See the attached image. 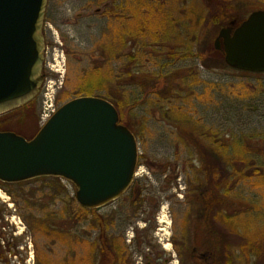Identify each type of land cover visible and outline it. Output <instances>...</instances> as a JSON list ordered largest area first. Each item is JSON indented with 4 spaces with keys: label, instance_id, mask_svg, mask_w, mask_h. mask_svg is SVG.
<instances>
[{
    "label": "rangeland",
    "instance_id": "obj_1",
    "mask_svg": "<svg viewBox=\"0 0 264 264\" xmlns=\"http://www.w3.org/2000/svg\"><path fill=\"white\" fill-rule=\"evenodd\" d=\"M146 1L154 0H125L124 7L123 0H47L42 29V75L55 81L54 107L81 96L82 79L97 63L118 78L111 92L114 99L125 96L121 108L137 141V201L128 191L91 214H80L75 188L63 180L57 179L60 186L49 181L14 189L1 185L0 264H110L111 260H102L101 238L130 264H144L145 256L154 251L161 253L158 264H207L210 232L193 201L205 193L201 186L212 169L218 182L229 178L226 208L228 215L237 212L230 218L234 233L225 235L232 264H264V258L247 259L238 251L240 235L255 241L257 228L264 226L263 182L240 173L228 177L226 172L238 169L231 159L239 151L264 153V73L240 72L224 63L225 67L220 63L223 55L213 49L222 27L264 11V0H155L164 7L165 36L171 44L144 48L146 42L129 33L138 28L132 13L145 17L141 4ZM217 11L224 21L215 24L210 17ZM155 23L150 27L156 29ZM188 30L196 34L195 40H189ZM106 43L113 53L109 57L100 48ZM176 50L207 55L215 65L208 69L196 57L174 61L169 53ZM52 56L59 61L60 75L51 71ZM99 57L104 60L98 61ZM158 73L173 80L172 93L159 96L140 86L141 78ZM44 92L32 105L0 115V131L32 138L41 127ZM221 152L224 161L217 158ZM260 155L255 161L245 154V172L257 167V161L264 164ZM96 215L103 218L104 234ZM46 223L55 230L50 232Z\"/></svg>",
    "mask_w": 264,
    "mask_h": 264
},
{
    "label": "water",
    "instance_id": "obj_2",
    "mask_svg": "<svg viewBox=\"0 0 264 264\" xmlns=\"http://www.w3.org/2000/svg\"><path fill=\"white\" fill-rule=\"evenodd\" d=\"M47 0H0V115L22 107L43 83V23ZM213 49L231 69L264 73V11L222 27ZM137 141L119 123L115 107L96 96L73 98L57 108L30 139L0 131V182L57 178L75 188L85 210L102 208L132 185Z\"/></svg>",
    "mask_w": 264,
    "mask_h": 264
},
{
    "label": "trees",
    "instance_id": "obj_3",
    "mask_svg": "<svg viewBox=\"0 0 264 264\" xmlns=\"http://www.w3.org/2000/svg\"><path fill=\"white\" fill-rule=\"evenodd\" d=\"M155 1V0H154ZM146 1L145 4H141V8L142 10L145 9L146 13L144 14L145 17H141L140 14L138 13H132V15L134 17H132V23L135 22V25L138 26V28L131 29L132 34H130V37H132L133 39H138V40H143L146 42L143 43L144 48L145 47H149L151 45H157L159 46L160 44H165L167 42V44H171L170 41L167 40V37L165 36V29H167L165 24V19L163 18V14H165L164 12V7L162 5V3L158 2V1ZM140 3V2H139ZM185 5V3L181 2V5ZM166 5V4H165ZM140 7V6H139ZM143 13V12H141ZM149 14V15H147ZM119 16L120 14H116L115 16ZM155 15H157V18L154 17ZM143 16V14H142ZM141 17V18H139ZM153 17L155 19H153ZM221 12L217 11L213 14H211L210 17V22L213 23H219L220 21H224L222 18ZM119 19V18H118ZM122 21V20H121ZM156 22L154 26H156V29L151 28L150 26H153V22ZM141 25H138L140 24ZM239 24V23H236ZM131 25V23L129 22V26ZM162 27L160 30L158 27ZM187 36L189 38V40H195L196 39V34L190 33V30H188ZM126 38V36L120 37V42H121V46H123L124 44V39ZM180 38H176V42L179 40ZM119 42V43H120ZM107 44V45H106ZM100 46V48L104 49V52L107 54L106 57H109L110 55H112V51L109 50V44L106 43ZM120 49L122 50V48L120 47ZM213 50V49H212ZM215 52V50H214ZM109 53V55H108ZM215 53H219L221 56L222 54L218 51H216ZM169 57L172 58L174 61H178L180 59H186V58H197L199 59V61L201 62V64L203 66H205L206 68L210 69L212 68L215 63L212 62L209 57L200 53H195L193 54L190 51H186V52H179V51H175V52H170L169 53ZM223 58V57H222ZM98 61H103L104 59L101 57H99V59H97ZM221 65L225 66L223 60L220 61ZM96 65V66H95ZM94 67L92 66V68L89 70L88 69V73L87 75H85L82 79V84L84 87H80L79 89V94L81 96H96V97H100L103 98L105 100H107L108 102H110L115 109L118 112L119 115V123L128 127L129 129H132L130 126V123L127 120V113L122 111L121 108V104L122 103V99L125 100V96L123 95V97L119 98V99H114V95L111 92V84L115 83V81L118 79L117 77H115L112 72H109L108 70H101L102 67L100 66V63L95 64ZM242 72V71H240ZM132 75V73H131ZM157 77H151V76H144L143 78L140 79V86L142 88H144L146 90V93H153V94H157L159 96H163V95H167L168 92L172 93V88L170 86V84H172L173 80L167 78V76L162 75L161 73L155 74ZM192 76V74H191ZM192 84L196 83V80L194 81V78L192 77ZM170 80V81H169ZM167 85H169V88L167 87ZM100 92H104L103 96L100 95ZM80 97V96H78ZM34 101H31L30 103H28L26 106H30L32 105ZM127 107V106H126ZM1 118V117H0ZM1 122V121H0ZM18 134V133H17ZM21 135V134H19ZM207 150L210 152V146L207 148ZM256 153H251V151L249 150H245L243 149L242 151H239L237 157H233L231 159V157H229L231 159V161L234 163V166H237L238 169L232 168L231 171H226L227 176H234V174H238L240 173L241 177L243 178H249V177H260L263 185H264V164L263 163H259L257 161V167H255L251 172H245V162H247V160L245 159V154H248L251 158L253 157V159L256 161L257 157L256 154L260 155L259 151H254ZM215 157V156H214ZM217 158L221 161L225 160V153L221 152V154L217 155ZM264 159V153H262L260 155V160ZM242 165V167H241ZM217 171L215 169H212L211 173L208 172L207 176H205L206 180L205 184H203V187L201 186V190H203L204 186V190L205 193H200V195H196L194 197V201L195 203H197L198 207L197 209H199V212L201 211L200 216L203 218L205 224H206V228L208 230V232H210L209 236H208V243H209V247H208V251L206 252L205 255V260L207 264H232L231 261V255L233 254L232 252H230L225 244V240L226 237L229 233L232 234L235 231V229L233 228V224L231 223V215H235L237 214V212H233L230 215H228V212H230L226 206L228 201V187H227V180L229 178H227L226 180H223L221 182H218V180L220 179L219 175L216 176ZM216 176V177H215ZM39 181H49L52 185L56 186L55 184H58V180L57 178H42V179H37V180H33V181H29V182H39ZM29 182H25V183H19V184H1L0 186H7L9 188H17V187H21L24 184H27ZM59 185V184H58ZM60 186V185H59ZM224 188V189H223ZM139 187L138 185H132L131 189L129 190V192H131L132 196H136L134 198V201H137L138 199V193H139ZM224 210V211H223ZM78 212L80 214L83 213H93L92 211H88V210H84L79 208ZM2 214H0L1 217ZM78 217H80L78 215ZM259 217V216H258ZM95 218V217H94ZM263 218V217H262ZM98 219V220H97ZM75 220H71V221H76ZM102 220L103 218L99 215L97 216V218H95V221L97 222V224L99 225L100 229L103 231V224H102ZM46 226H49V228L51 230H49L50 232H52L54 229L53 224H48L46 223ZM227 232V233H226ZM103 234V233H102ZM263 235H264V226H260L257 228V231L255 232V235H253L256 240L255 241H251L249 240V236L247 238H243L242 235H240L239 237H241L243 240L240 242V244L238 245V251L239 253H242L247 259L250 258V256H254L259 260H262L264 258V240H263ZM102 237V235L100 234V238ZM103 247H102V252H103V258L102 260L106 261V260H110V255H109V251L108 249H106V244H108V241L106 239L105 242V238H101L100 239ZM2 253L0 252V259H2ZM4 262H6L5 259H3ZM126 260H123V262H125ZM107 262V261H106Z\"/></svg>",
    "mask_w": 264,
    "mask_h": 264
},
{
    "label": "flooded vegetation",
    "instance_id": "obj_4",
    "mask_svg": "<svg viewBox=\"0 0 264 264\" xmlns=\"http://www.w3.org/2000/svg\"><path fill=\"white\" fill-rule=\"evenodd\" d=\"M122 6L123 7L125 6V0H123ZM122 17L123 18H120V20H122V19L125 18L124 15H122ZM118 18H119V16H118ZM132 185H136L135 181H133V184ZM97 216H99V215H96L94 217L97 218ZM102 224L104 225L103 220H102ZM122 226L124 227L125 225L122 223ZM103 232H104V230L102 231V233ZM124 232H126L125 228H123L122 233L124 234ZM108 248L110 250L109 251L110 260H111V263L110 264H130L129 259H127L126 257L124 258L123 256H121L120 255V252L116 250L115 246L112 243H109L108 244ZM123 260H126V261L123 262ZM144 260H145V263L144 264H158V262H161V253H158L156 251H154L152 254L148 253L145 256Z\"/></svg>",
    "mask_w": 264,
    "mask_h": 264
},
{
    "label": "built area",
    "instance_id": "obj_5",
    "mask_svg": "<svg viewBox=\"0 0 264 264\" xmlns=\"http://www.w3.org/2000/svg\"><path fill=\"white\" fill-rule=\"evenodd\" d=\"M56 58L53 59V69L55 72L59 73L60 75V64L59 61L56 60ZM63 70L61 71V75L63 77ZM55 81L53 80H49L47 82L46 88H45V92L43 94L44 97V102H43V107H42V115H41V121H45L54 111V107H53V100H54V95H55Z\"/></svg>",
    "mask_w": 264,
    "mask_h": 264
}]
</instances>
